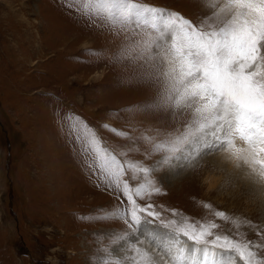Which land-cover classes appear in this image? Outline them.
<instances>
[{"label": "rangeland", "instance_id": "1", "mask_svg": "<svg viewBox=\"0 0 264 264\" xmlns=\"http://www.w3.org/2000/svg\"><path fill=\"white\" fill-rule=\"evenodd\" d=\"M136 2L179 12L193 23L213 11L205 7L211 0ZM84 3L0 0V264H97L105 247L131 264L132 248L121 254L124 244L107 238L115 230L129 233L134 242L131 230L119 220L96 219L101 209L127 201L94 174L98 161L77 142L70 124L79 117L119 159L151 167L163 153H151L142 137L154 136L155 129L183 131L192 118L191 109L178 110L175 118L125 111L150 100L157 88L125 83L136 65L115 58L129 33L106 21L93 22L81 11ZM90 50L102 54L86 55ZM222 153L187 170L162 167L155 178L163 192L138 203H152L163 221L215 220L221 225L216 232L262 245L256 251L264 259V195L254 190L245 169L220 164ZM206 203L212 207L205 208ZM216 211L249 223L237 228L216 218ZM159 231L169 229L160 226ZM156 243L144 240L133 247L158 259L162 253Z\"/></svg>", "mask_w": 264, "mask_h": 264}, {"label": "snow or ice", "instance_id": "2", "mask_svg": "<svg viewBox=\"0 0 264 264\" xmlns=\"http://www.w3.org/2000/svg\"><path fill=\"white\" fill-rule=\"evenodd\" d=\"M205 7L213 11L198 23L179 12L136 0H85L81 9L93 22L106 21L118 32L129 33L115 58L116 63L127 59L136 65L125 83L157 88L150 100L125 111L172 113L173 118L181 109L192 112L183 131L155 129L154 136L142 137L151 145V153H163L151 167L119 159L97 130L79 117L70 124L77 142H84L85 151L98 161L94 174L127 201L125 205L122 200L111 210L101 209L103 215L96 219L119 220L131 230L134 242L129 233L115 230L107 237L113 245L124 244L119 249L121 254L132 248L135 255L131 264H264L256 251L262 245L216 232L221 225L215 220L184 216L163 221L162 213L152 203H138L163 192L155 178L162 167L186 170L225 151L238 161V169L246 170L254 190L264 195V0H211ZM101 54L86 52L89 56ZM111 131L121 137L128 135L115 128ZM204 207L212 206L206 203ZM171 211L177 215L175 209ZM214 216L231 221L237 228L249 223L224 211H216ZM154 221L160 222L156 229L151 227ZM160 226L169 231L160 232ZM144 240L157 241L155 246L162 253L158 259L147 249L133 247ZM100 251L104 255L97 264H126V259L110 248Z\"/></svg>", "mask_w": 264, "mask_h": 264}, {"label": "clouds", "instance_id": "3", "mask_svg": "<svg viewBox=\"0 0 264 264\" xmlns=\"http://www.w3.org/2000/svg\"><path fill=\"white\" fill-rule=\"evenodd\" d=\"M220 164L229 165L232 169H238V161L232 158L230 151H225L220 157Z\"/></svg>", "mask_w": 264, "mask_h": 264}, {"label": "bare ground", "instance_id": "4", "mask_svg": "<svg viewBox=\"0 0 264 264\" xmlns=\"http://www.w3.org/2000/svg\"><path fill=\"white\" fill-rule=\"evenodd\" d=\"M187 169H188V168H187ZM187 169H186V170H187ZM236 170H237V169H236ZM237 171H238V170H237ZM242 171H243V170H242ZM244 171H245V170H244ZM235 172H236V171H235ZM244 174H245V173H244ZM244 174H243V175H244ZM182 178H183V177H182ZM181 180H182V179H181ZM249 183H251V182H249Z\"/></svg>", "mask_w": 264, "mask_h": 264}]
</instances>
